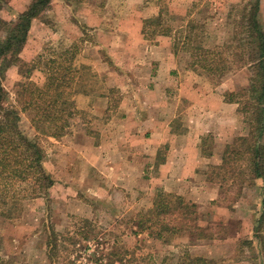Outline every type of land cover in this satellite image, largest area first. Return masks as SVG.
<instances>
[{
	"label": "rangeland",
	"instance_id": "obj_1",
	"mask_svg": "<svg viewBox=\"0 0 264 264\" xmlns=\"http://www.w3.org/2000/svg\"><path fill=\"white\" fill-rule=\"evenodd\" d=\"M30 1L27 0L26 8ZM147 2L152 4L150 6H157L158 13L142 20L139 34L134 20H124L123 17L128 12L139 10L149 13L144 9L149 4L133 0H52L33 19L27 42L19 55L8 52L0 56L3 85L9 93V102L18 109L17 92L20 85L29 81L38 84L44 82V74L38 70L39 65L35 62L45 50L49 52L53 48L57 52L60 48L75 46L79 64L89 65L83 59L96 57V60H103L115 71V78L109 84L106 77L89 65L96 77L91 85L86 86L87 92L76 96V108L68 115L69 130L60 138L38 136L31 123V112H22L21 128L30 138H38L45 149L46 167L55 184L45 195L25 200L21 210L12 217H0V264H177L185 254L201 257L197 253L206 251L189 247L195 241L184 231L192 230L198 234L195 227L209 218L213 204L195 203V213L182 224L190 229L181 227L180 231H164L163 238H159L157 232L162 231V226L180 222V210L163 213L148 221V217L153 218L148 211L153 209L158 191L141 196V190L135 187L127 192L122 186H117V182H114L116 172L112 171L111 163L117 161L119 153L110 151V145L113 141H125L119 135L120 126L117 124L126 123L127 118L122 114L131 107L144 106L151 73L144 58L151 45H163L171 59L174 50H177L175 57L182 64L184 75H189L187 71L191 70L204 78L203 89L216 87L223 93L228 90L235 93L249 87L251 74L248 68L234 70L222 80L211 79L194 69L189 50L200 46L213 49L229 42L234 29L231 11L243 0ZM10 3L11 0L3 6L9 15L6 21H17L19 13ZM161 4L164 10H168L166 19L171 27L181 29L192 21L198 23L199 27L193 30L191 36L194 42L183 44L185 33L179 31L176 40L174 34L153 35L154 24L147 26L148 34L145 35V20L158 15ZM261 20L264 24V0ZM161 23L164 25V22ZM13 26L7 30V26L0 22V47L6 45ZM137 61L139 67L135 70L133 63ZM133 69L135 71L132 73ZM116 74L122 78L117 80ZM135 78L141 80L135 83ZM90 80L88 74L83 77V83ZM229 97L230 94L226 96L227 100ZM190 102L189 98L181 100V110L185 111ZM235 104L236 125L245 129L239 132L249 133L248 125L238 111V104ZM95 107L104 113L97 116ZM215 142L213 136L208 137L205 151L213 150ZM225 147L219 148L222 156ZM212 166L207 180L225 187V202L233 214L226 221L218 219L209 223L204 235L223 239L230 233L238 232L243 226L242 222L248 223V229L251 224L255 228L261 208L260 186L249 184L239 195L240 185L231 180L220 183L215 174L222 171L214 170ZM209 176L215 177L210 180ZM141 226L150 228L143 230ZM252 231L251 241L254 239ZM179 239H183L179 244L174 242ZM50 241L52 244L49 246ZM247 241L250 240H243L237 249L235 264L244 257L250 260V264H264V238L254 240V245ZM55 243L57 247L55 245L50 253V247ZM96 259H100L98 263H95ZM210 261L211 264H226L223 260Z\"/></svg>",
	"mask_w": 264,
	"mask_h": 264
},
{
	"label": "trees",
	"instance_id": "obj_2",
	"mask_svg": "<svg viewBox=\"0 0 264 264\" xmlns=\"http://www.w3.org/2000/svg\"><path fill=\"white\" fill-rule=\"evenodd\" d=\"M9 0H0V5H8ZM52 0H31L26 10L18 14L17 21L0 22L11 29L6 45L0 47V56L13 52L19 55L27 42L32 21L40 15L41 9ZM166 7V6H165ZM159 14L145 20L147 26L154 24L153 35H171L176 40L178 31L184 32L183 44L191 41L192 32L199 27L191 22L184 28L176 29L169 25L162 9ZM233 33L229 42L208 49L205 46L189 48L194 69L211 79L222 80L230 72L247 67L250 71L249 87L230 94L229 101L238 104V111L249 127V133L237 137L227 144L222 164L212 166L222 173L215 174L222 184L232 181L240 185L239 195L249 184L260 186V213L254 228V239L247 241L254 245V240L264 238V24L261 20L262 0H243L231 11ZM164 22V25L161 23ZM161 27V28H160ZM231 41V42H230ZM39 56L36 65L44 74V82L34 81L22 83L17 92L18 109L9 102V93L3 85L0 73V217L9 218L21 210L25 200L45 195L55 184V180L46 167L47 153L38 138H30L21 128L22 112H31V123L38 136L60 138L67 133L68 115L76 108V96L87 92L86 86L91 85L96 73L89 65L77 62L78 52L75 46L53 48ZM236 62L238 64H236ZM90 75L89 83H83V77ZM36 136V137H38ZM215 177V176H213ZM209 176L210 180H213ZM153 209L149 210L147 220L151 221L161 214H170L180 210L182 218L176 225H164L158 231L163 238L164 231H180L184 220L190 219L197 205L187 202L183 197L167 193L157 194ZM178 219V217H177ZM177 219H174L175 221ZM150 226L141 229H149ZM199 237L204 235L206 227L196 226ZM194 228V229H195ZM57 240V239H55ZM52 241L49 242V246ZM57 243L50 247V253ZM100 259H96L98 263ZM80 264H84L81 262ZM113 264V263H110ZM177 264H211L204 257H191L185 254Z\"/></svg>",
	"mask_w": 264,
	"mask_h": 264
},
{
	"label": "crops",
	"instance_id": "obj_3",
	"mask_svg": "<svg viewBox=\"0 0 264 264\" xmlns=\"http://www.w3.org/2000/svg\"><path fill=\"white\" fill-rule=\"evenodd\" d=\"M133 1L149 4L144 8L149 13L139 10L128 12L123 17L124 20H134L141 34L142 20L157 14L158 8L150 6L152 4L147 0ZM26 2L27 0H11L10 4L17 13H22L26 10ZM4 8L0 6V19L7 20L9 15ZM149 48L144 62L151 68L148 77L150 88L145 92L144 106L131 107L122 114L127 118L126 123L117 124L120 126L119 135L125 141H113L110 145V151L119 153L116 156L117 161L111 163L112 171L116 172L114 182L127 192L134 190V187L141 190V196L154 194L157 190V194L181 196L187 202L198 205L213 204L209 218H206L205 223L198 224L201 227H207L218 219L226 221L233 213L225 202V187L209 182L207 177L211 165L222 164L223 156L219 148L231 144L236 136L248 134L239 132L245 129L236 125V104L226 98L234 91L223 93L216 87L203 89L204 78L191 70L187 71L189 75H184L182 64L175 57L177 50H174L171 59L163 45H151ZM96 59L84 58L83 62L94 66L97 72L106 77L107 83H112L115 71L103 60ZM133 64L135 70H138V61ZM191 65L193 66V61ZM135 70L133 69L132 73ZM116 75L117 80L122 78L120 74ZM139 79L135 78V83L139 82ZM185 98H189L191 102L189 107L182 111L180 101ZM94 113L101 116L104 112L97 111L95 107ZM211 136L216 142L213 150L206 152L205 142ZM242 225L238 232L230 233L223 239L199 237L192 230L184 232H188L195 241L189 244V247L206 250L197 253L198 256L235 264L237 249L243 240L253 238L250 236L252 229L254 230L253 225L251 224L249 229L248 223L242 222ZM182 240L174 242L179 244ZM249 262L250 260L244 257L238 264H250Z\"/></svg>",
	"mask_w": 264,
	"mask_h": 264
}]
</instances>
